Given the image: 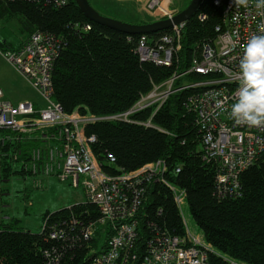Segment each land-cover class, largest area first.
Segmentation results:
<instances>
[{"label":"trees","instance_id":"obj_1","mask_svg":"<svg viewBox=\"0 0 264 264\" xmlns=\"http://www.w3.org/2000/svg\"><path fill=\"white\" fill-rule=\"evenodd\" d=\"M118 1L102 0L100 6L105 11L100 9V13L114 17L136 12L133 1ZM175 4L173 0V8ZM199 13H206L207 19L201 21ZM223 14L224 6L217 5L215 0L202 1L182 31L179 62L172 66L145 60L138 52L141 35L147 34L152 40L170 28L150 33H125L91 20L74 0H68L65 5H58L55 0H0V23H16L23 34L18 45L9 43L6 38L0 43L5 45V52L19 48L37 30L54 35L61 45L54 63L52 99L67 113L102 117L87 125L86 132L96 136L93 151L104 171L119 175L166 160L170 166L168 179L186 190V203L205 242L211 247L210 264H232L230 259L264 264V156L242 173L241 194L223 199L216 183L217 168L213 162L203 159L196 118L185 108L188 95L195 91L193 88L178 90L160 108L149 106L128 120L105 118L130 110L156 84L185 71L195 51L199 52L206 43H214L215 28L223 23ZM154 20L141 17L138 23ZM87 24L89 29L85 28ZM200 78L197 73L186 74L179 77L175 85L181 87L185 82ZM148 121L151 124L146 125ZM36 143L43 144L26 139L9 142L4 147L8 153H12L14 147L16 153L21 152L14 161L12 157L0 159V181L21 175L32 180L33 188L45 185L50 177L42 176V185L35 186L38 177L31 176L24 168L23 162L31 159L30 151ZM109 154L115 157L114 161L108 159ZM179 166L181 171L176 173ZM147 186V198L139 213L140 251L155 232L187 234L171 188L164 181L155 180ZM0 194H4L1 187ZM99 217L98 206L86 199L71 207L47 211L44 222L47 221L48 228L41 232L18 227L17 218L1 220L0 264H87L107 248V238L111 234L109 227H105V241L100 248L96 236L86 237L87 225ZM52 225L59 230L55 237L50 233Z\"/></svg>","mask_w":264,"mask_h":264},{"label":"built area","instance_id":"obj_2","mask_svg":"<svg viewBox=\"0 0 264 264\" xmlns=\"http://www.w3.org/2000/svg\"><path fill=\"white\" fill-rule=\"evenodd\" d=\"M65 5L68 0H55ZM224 6L223 23L216 26L217 38L206 43L194 53L190 66L183 72L175 73L170 79L156 84L154 88L128 111L106 119H130L131 115L149 106L160 108L174 92L193 88L188 95L185 108L192 111L201 133L203 159L213 162L217 168L216 183L221 197L241 194L242 173L264 156V126L248 127L237 125L230 118L231 105L236 100L240 82V59L247 41L262 34L259 25L264 23V8L255 6L250 0L249 7L237 8L231 0H215ZM169 0H148L145 9L157 19L173 17L178 11ZM206 13H199L201 21ZM187 21L173 25L160 37L150 40L147 34L140 37L138 52L145 60L172 66L179 62L182 48V31ZM86 29L90 25L85 26ZM61 41L48 32L37 30L17 49H7L6 59L30 82L46 102L44 108L33 102L13 103L7 100L0 87V159H17L20 150L16 147L8 153L4 147L26 139L41 141L33 146L31 159L24 168L36 176L34 185H42V176L56 175L61 181L72 179L74 187L84 186L87 200L100 210L99 219L90 222L86 229L88 239L96 236L98 226L109 227L107 248L95 255L87 264H210V245L190 230L185 220L183 205L187 192L168 179L170 166L166 160L148 163L143 167L111 175L104 171L93 151L96 136L88 135L86 126L102 117L67 113L63 106L52 99L54 93L53 69L59 54ZM197 73L200 79L185 82L181 87L176 80L186 74ZM151 124L150 121L145 123ZM52 129H56L55 132ZM11 158V159H12ZM110 161L115 157L109 154ZM176 168V173L181 171ZM27 174V175H29ZM164 181L174 194L183 215L185 236L173 235L167 231L155 232L139 250L140 210L146 200L148 186L153 181ZM2 216L1 220H6ZM44 222L42 231L47 229ZM53 237L59 230L56 225L49 227ZM232 264H246L230 259Z\"/></svg>","mask_w":264,"mask_h":264},{"label":"rangeland","instance_id":"obj_3","mask_svg":"<svg viewBox=\"0 0 264 264\" xmlns=\"http://www.w3.org/2000/svg\"><path fill=\"white\" fill-rule=\"evenodd\" d=\"M92 5L100 12L105 11L101 8L102 0H89ZM113 1V0H112ZM117 1V0H116ZM133 1L137 6L134 14H117L115 18L125 22L138 23L140 18L147 19L152 16L146 9L148 0H119ZM118 1V2H119ZM171 1V6L173 0ZM176 10L183 5L189 4L188 0H174ZM177 6H179L177 8ZM173 8V7H172ZM174 8V9H175ZM0 40L6 38L9 43L18 45L23 34L16 23L2 25L0 23ZM4 44L0 43V85L6 92V98L13 102L20 100H32L39 108H44L46 102L39 92L29 83V81L13 66L4 56ZM32 180H27L21 175H14L9 180L0 181V187L4 189V194H0V218L7 216L6 220L11 221L17 218V225L20 228L28 229L33 232H41L44 224V217L47 211L54 212L56 210L71 207L72 205L87 199L84 186L74 187L72 179L61 181L56 177H50L45 180L42 188H33ZM183 212L187 225L193 234L198 235L203 240L202 230L197 225L187 203L183 205ZM104 226H98L97 244L100 248L105 241Z\"/></svg>","mask_w":264,"mask_h":264},{"label":"clouds","instance_id":"obj_4","mask_svg":"<svg viewBox=\"0 0 264 264\" xmlns=\"http://www.w3.org/2000/svg\"><path fill=\"white\" fill-rule=\"evenodd\" d=\"M237 8L247 9L250 0H231ZM257 8H264V0H256ZM262 34L253 35L244 47L240 59V82L236 100L231 105L230 118L237 125L264 126V23Z\"/></svg>","mask_w":264,"mask_h":264},{"label":"water","instance_id":"obj_5","mask_svg":"<svg viewBox=\"0 0 264 264\" xmlns=\"http://www.w3.org/2000/svg\"><path fill=\"white\" fill-rule=\"evenodd\" d=\"M82 12L91 20L129 34L158 32L169 29L191 19L198 11L203 0H190L189 4L173 17L161 18L147 23H130L100 13L89 0H74Z\"/></svg>","mask_w":264,"mask_h":264},{"label":"crops","instance_id":"obj_6","mask_svg":"<svg viewBox=\"0 0 264 264\" xmlns=\"http://www.w3.org/2000/svg\"><path fill=\"white\" fill-rule=\"evenodd\" d=\"M154 19H155V17H154ZM30 83V82H29ZM0 87L3 89V91H4V95H5V98H6V92H5V90H4V88L0 85ZM7 99V98H6ZM7 100H10V99H7ZM11 102H13L12 100H10ZM21 101H23V100H20V101H18V102H13V103H19V102H21ZM26 101H28V100H26ZM30 102H33L32 100H30ZM34 103V102H33ZM35 104V103H34ZM36 105V104H35Z\"/></svg>","mask_w":264,"mask_h":264},{"label":"bare ground","instance_id":"obj_7","mask_svg":"<svg viewBox=\"0 0 264 264\" xmlns=\"http://www.w3.org/2000/svg\"><path fill=\"white\" fill-rule=\"evenodd\" d=\"M120 120V119H119ZM198 128V127H197Z\"/></svg>","mask_w":264,"mask_h":264}]
</instances>
